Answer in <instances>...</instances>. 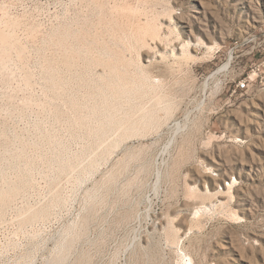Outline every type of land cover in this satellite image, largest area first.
Here are the masks:
<instances>
[{
	"label": "rangeland",
	"instance_id": "374dc122",
	"mask_svg": "<svg viewBox=\"0 0 264 264\" xmlns=\"http://www.w3.org/2000/svg\"><path fill=\"white\" fill-rule=\"evenodd\" d=\"M0 264H264V0H0Z\"/></svg>",
	"mask_w": 264,
	"mask_h": 264
},
{
	"label": "built area",
	"instance_id": "2783aa9c",
	"mask_svg": "<svg viewBox=\"0 0 264 264\" xmlns=\"http://www.w3.org/2000/svg\"><path fill=\"white\" fill-rule=\"evenodd\" d=\"M248 86V81L247 78L246 79H242L237 83V87L239 89H245Z\"/></svg>",
	"mask_w": 264,
	"mask_h": 264
},
{
	"label": "bare ground",
	"instance_id": "6f19581e",
	"mask_svg": "<svg viewBox=\"0 0 264 264\" xmlns=\"http://www.w3.org/2000/svg\"><path fill=\"white\" fill-rule=\"evenodd\" d=\"M187 42H188V41H187ZM187 42H185V43L187 44ZM189 44H190V41H189ZM189 44H187V46H186V45H185V46L188 47ZM205 45H206V44H205ZM207 45H208V47L213 48V45H210V44H208V43H207ZM181 46H182V45H181ZM183 47H184V44H183ZM183 47H182V48H183ZM186 47H185V48H186ZM188 48H189V47H188ZM184 50H185V51H188V50H186V49H183V51H184ZM121 85H122V84H121ZM125 91H126V90H125ZM128 92H129V91H128ZM100 130H101V129H100ZM100 134H102V133H100ZM202 210H203V209H202Z\"/></svg>",
	"mask_w": 264,
	"mask_h": 264
}]
</instances>
